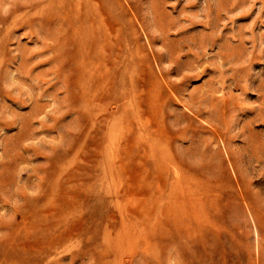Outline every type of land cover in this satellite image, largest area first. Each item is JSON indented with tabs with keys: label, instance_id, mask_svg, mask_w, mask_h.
<instances>
[{
	"label": "rangeland",
	"instance_id": "rangeland-1",
	"mask_svg": "<svg viewBox=\"0 0 264 264\" xmlns=\"http://www.w3.org/2000/svg\"><path fill=\"white\" fill-rule=\"evenodd\" d=\"M0 264H264V0H0Z\"/></svg>",
	"mask_w": 264,
	"mask_h": 264
},
{
	"label": "bare ground",
	"instance_id": "bare-ground-1",
	"mask_svg": "<svg viewBox=\"0 0 264 264\" xmlns=\"http://www.w3.org/2000/svg\"><path fill=\"white\" fill-rule=\"evenodd\" d=\"M121 142V141H120ZM123 147V146H122ZM124 149V148H123ZM128 149V148H127ZM120 151H121V149H120ZM123 152V151H122ZM124 152H126L125 150H124Z\"/></svg>",
	"mask_w": 264,
	"mask_h": 264
}]
</instances>
